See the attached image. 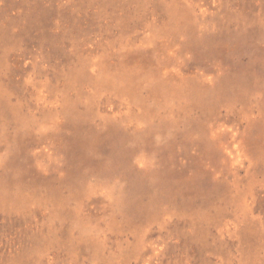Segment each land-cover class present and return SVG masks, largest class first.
I'll return each mask as SVG.
<instances>
[{"label": "rangeland", "instance_id": "1", "mask_svg": "<svg viewBox=\"0 0 264 264\" xmlns=\"http://www.w3.org/2000/svg\"><path fill=\"white\" fill-rule=\"evenodd\" d=\"M0 264H264V0H0Z\"/></svg>", "mask_w": 264, "mask_h": 264}]
</instances>
